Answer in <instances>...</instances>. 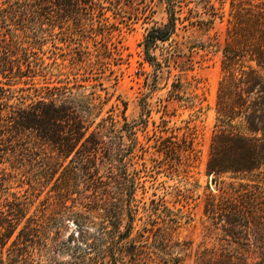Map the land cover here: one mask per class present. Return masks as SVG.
Here are the masks:
<instances>
[{
    "label": "trees",
    "instance_id": "16d2710c",
    "mask_svg": "<svg viewBox=\"0 0 264 264\" xmlns=\"http://www.w3.org/2000/svg\"><path fill=\"white\" fill-rule=\"evenodd\" d=\"M164 1L167 21L147 31L141 43L144 59L155 69L162 68L164 61L169 73L171 68L185 72L199 62L194 54L221 52L215 123L206 163L207 173L214 176L221 192L208 197L205 212L225 218L227 234L245 240V245H253L259 257L255 264H264V0H228L222 44L215 34L208 36L207 41L191 42L186 32L199 30L206 34L215 19L221 17L226 0H199L183 17L178 12L188 6L189 0ZM103 2L55 0L63 21L89 20L90 30L94 29V22L99 28L106 27L107 6ZM51 5L52 0H0V27L37 23ZM178 23L185 31L184 41L173 37L178 34ZM162 43L170 46L167 53H162L163 61L154 53ZM21 48L17 37L0 38L3 54L16 53ZM26 68L27 72H35L31 64ZM14 69L13 65H2L0 74L9 79L24 76L20 65ZM76 74L52 85L35 87L34 98L17 96L10 87L0 86V156L12 168L5 175L21 183L26 179L34 191L42 189L44 181L27 174L32 149L46 150L43 154L49 163L48 175L62 167L57 180L61 186L49 191L43 209L30 213L31 202L25 194L14 195L13 200L0 204V264H179L183 260L179 254L186 243L177 236V212L165 206L169 214H157L158 220L148 213L151 209L143 206L144 224L135 226L136 209L129 202L137 186L129 166L138 151H143V145L137 139L134 124L127 122L124 115L122 125L114 113L103 116L108 98L98 92L100 83H88L93 77ZM199 83L194 75L186 83L177 77L171 82L169 95L198 112L203 100L196 91ZM13 98L17 101L11 102ZM161 121L160 131L165 134L158 135L154 145L162 156L159 161L173 167V161L194 157V127L189 122L168 127L169 119ZM98 162L110 174L116 170L123 183L113 188L111 201L100 202L95 194L93 205L87 203L83 205L86 210L78 211L75 201L67 203L73 189L72 174L81 172L92 182L100 181L99 176L94 177ZM224 175L257 183L241 181L235 186L231 182L224 189ZM92 210L97 211L96 215L90 213ZM68 220L78 230L64 238ZM233 258L230 256L232 262Z\"/></svg>",
    "mask_w": 264,
    "mask_h": 264
},
{
    "label": "rangeland",
    "instance_id": "374dc122",
    "mask_svg": "<svg viewBox=\"0 0 264 264\" xmlns=\"http://www.w3.org/2000/svg\"><path fill=\"white\" fill-rule=\"evenodd\" d=\"M103 1L107 6L104 11L105 28H99L98 23L94 22V29L90 30L89 20L63 21L58 15L55 0H52L51 10L37 23L27 22L25 27H0V38L17 37L22 46L16 53L9 55L0 52V67L13 65L14 69L20 65L25 73L24 76H13L10 79L0 74V86L10 87L17 96L25 94L34 98L35 87L45 83L52 85L66 77L72 78L73 73H78L77 77L80 73L93 77L94 80L88 83H100L102 88L98 92L108 98L102 115L114 113L121 125L124 123V115L127 122L134 124L137 139L143 145V151H138L129 166V171L135 173L137 186L134 197L129 202L136 209V228L144 224L143 206L151 209L148 213L158 220L160 219L156 217L157 214L161 217L169 214L166 206L178 213L180 226L177 236L186 243L179 254L183 257L179 264H255L259 258L258 250L253 245L243 244L245 240L227 234L224 230L225 218L218 219L205 212L208 197L211 194L218 196L221 192L214 176L206 170L215 123L216 93L221 78V52L210 51L204 56L199 54L204 52L194 54L193 58L199 62H195L192 70L179 72L171 68L169 73L162 60V53H167L170 46L162 43L154 53L164 65L155 69L154 65L144 59L141 43L150 28L167 21L165 1ZM197 1L199 0H189L188 6H183L178 14L181 17L187 15L189 7L196 5ZM215 5L220 6V3L215 1ZM228 12L229 3L226 0L222 15L215 19L213 27L206 34L199 30H190L186 32L187 40L200 43L215 34L217 41L222 44ZM202 17L205 15L202 14ZM181 26V23L177 24L178 34L173 36L176 41L186 40ZM183 48L188 51L187 47ZM27 64H31L35 72H27ZM193 75L200 79L196 91L203 97L198 112L185 107L169 95L174 79L180 77L186 83L192 80ZM16 101V98L11 100ZM163 118L169 119L166 124L168 127L183 125L185 122L194 127L195 156L188 161H173V167L159 161L162 156L154 146L155 138L165 134L160 131ZM41 150L32 149L28 156L27 174L31 178L37 176L44 181L42 189L35 191L26 179L23 183L9 180L5 174L12 172L11 163L0 156V204L13 200L14 195L23 197L25 194L31 202L30 213L47 205L49 191L61 186L57 184V180L62 167H58L51 176L48 175L49 163L43 154L46 150ZM154 159L158 161L155 162ZM67 163L68 159L64 164ZM97 164L99 167L93 174L94 177L99 176L97 178L100 181L92 182L88 175L81 172L72 174L73 189L67 203L75 201L74 208L78 211L86 210L83 205L87 203L93 205L95 194L100 197V202L111 201L113 188L123 183L122 176L116 170L110 174L103 164ZM4 176L8 178L7 181L1 180ZM221 179L224 181V189L231 182L238 186L241 181H249L246 178L233 179L226 175ZM96 212L92 210L90 213L96 215ZM67 222L69 223L63 230L64 238L78 230L72 220ZM145 224L150 226L148 222ZM230 256L234 257L233 262Z\"/></svg>",
    "mask_w": 264,
    "mask_h": 264
}]
</instances>
